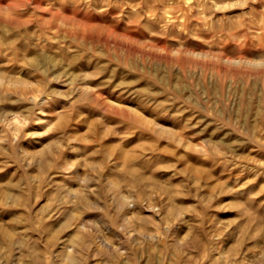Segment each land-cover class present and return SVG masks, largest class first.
Masks as SVG:
<instances>
[{
    "label": "rangeland",
    "instance_id": "1",
    "mask_svg": "<svg viewBox=\"0 0 264 264\" xmlns=\"http://www.w3.org/2000/svg\"><path fill=\"white\" fill-rule=\"evenodd\" d=\"M1 65L0 264H264V0H0Z\"/></svg>",
    "mask_w": 264,
    "mask_h": 264
},
{
    "label": "bare ground",
    "instance_id": "2",
    "mask_svg": "<svg viewBox=\"0 0 264 264\" xmlns=\"http://www.w3.org/2000/svg\"><path fill=\"white\" fill-rule=\"evenodd\" d=\"M4 60V59H3ZM37 63L39 62L38 61V58L34 59L32 61V63ZM18 65V64H17ZM36 65V64H35ZM19 67V66H18ZM22 68V67H21ZM21 68H17V66H3L1 65L0 66V91L1 89H3V92H4V89H9L10 87L12 86H17V87H21L23 91H35L37 89H41L40 87H38L35 83V81H32L31 84H27L25 83L28 79H26L25 77H23L22 75H16V73L14 72H17V71H21ZM27 76V75H26ZM30 78V77H29ZM22 84H24L23 86H21ZM7 91V90H6ZM30 92V91H29ZM22 93V92H21ZM7 94V93H6ZM32 94V93H31ZM3 97V96H2ZM6 98H8L6 96ZM5 98V99H6ZM3 99V98H2ZM161 129L164 130V131H168V128L165 126V125H161ZM11 183L13 182L12 180L10 181ZM14 184V183H13ZM15 185V184H14ZM18 186V185H17ZM18 190V189H17ZM0 195L2 197H9V198H12L11 200L12 201H17L19 199L22 198V193L20 192H16V190H12L10 186H5V187H0ZM84 196V195H83ZM86 197V196H85ZM6 198V199H7ZM4 200V199H3ZM9 200V199H8ZM25 202V201H24ZM18 204V202H16ZM88 203V202H87ZM14 204V203H13ZM79 204V203H78ZM26 206V205H25ZM13 213V212H12ZM11 214V213H10ZM75 214V213H74ZM16 216V215H15ZM19 217V215H17ZM81 231V230H80ZM6 233V237L8 238V240L11 242L14 241V234L12 233V230H3L2 227L0 226V233ZM81 233V232H79ZM79 233H73L71 234L70 236V240L75 244V245H81L82 241H81V235L83 234H79ZM83 233V232H82ZM83 240V239H82ZM85 241V239H84ZM30 249V248H29ZM33 250V249H32ZM29 251V250H28ZM34 251V250H33ZM37 254V253H36ZM29 255H32L31 252ZM38 255V254H37ZM35 256V255H34ZM39 256V255H38ZM66 256V257H65ZM31 257V256H30ZM64 260H68V261H73L75 260L76 256L74 253H66V255H64ZM35 258V257H33ZM32 259V257H31ZM39 259V258H38Z\"/></svg>",
    "mask_w": 264,
    "mask_h": 264
}]
</instances>
